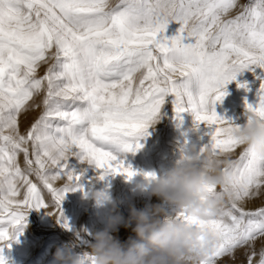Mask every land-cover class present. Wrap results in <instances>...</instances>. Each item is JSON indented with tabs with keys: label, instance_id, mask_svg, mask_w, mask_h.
<instances>
[{
	"label": "snow or ice",
	"instance_id": "snow-or-ice-1",
	"mask_svg": "<svg viewBox=\"0 0 264 264\" xmlns=\"http://www.w3.org/2000/svg\"><path fill=\"white\" fill-rule=\"evenodd\" d=\"M170 21L180 28L169 37ZM181 52L196 55L198 65L177 63ZM253 67L264 69V0H0V245L21 234L29 210L49 207L44 190L58 210L57 222L71 230L61 204L68 191H84L89 167L96 180L136 176L125 154L142 147L140 138L169 98L175 118L192 114V131L210 129L198 156L210 149L230 158L239 150L223 169L224 187L206 188V199L229 193L219 215L200 218L176 209L175 218L215 234L218 244L207 264L264 237V206H243L264 189V159L236 135L242 126L214 108L227 85ZM237 86L247 90L246 82ZM258 97L255 104L245 102V112L264 119V81ZM41 105L22 133L21 114ZM73 157L79 171L69 167ZM143 175L149 182L156 178ZM258 255L256 264H264V250ZM78 256L81 264H95L87 251Z\"/></svg>",
	"mask_w": 264,
	"mask_h": 264
},
{
	"label": "rangeland",
	"instance_id": "rangeland-1",
	"mask_svg": "<svg viewBox=\"0 0 264 264\" xmlns=\"http://www.w3.org/2000/svg\"><path fill=\"white\" fill-rule=\"evenodd\" d=\"M116 2L117 0H112L113 4ZM251 2L252 0H239L240 4ZM237 12L238 9L231 12L229 18L234 17ZM179 28V22L170 21L165 34L169 37L173 36ZM43 74L42 67L39 75ZM262 81H264V69L258 67L245 69L238 74L236 80L227 85V95L214 105L217 115L240 126L246 124L245 102L247 101L248 104L258 102V91ZM238 82H246L247 90L238 87ZM41 100L42 95L36 98L37 103ZM42 111L41 105L40 108L22 113L19 117L20 131L25 133ZM193 119L189 112L181 113L180 119L175 118L170 98L167 99L161 108L159 118L148 127V134L140 138L139 143L142 147L135 153L125 154V163L130 164L138 173L131 180L123 175L96 180V172L89 167L82 180L84 191H68L61 204L63 218L68 221L71 230L65 229L61 223L57 222L58 210L51 195L44 190L43 195L49 207L29 210L26 225L21 234L16 239L9 240L7 245H0V258L3 264H54L56 249L77 241V234L81 237V241H77L78 244L73 248L74 254L79 255L82 251L89 252L88 245L92 234L106 226L111 209L110 202L117 204V211L125 218L129 215L130 206L142 209L161 203L159 198L150 195L143 173H155L159 176L180 158L182 148L186 150L187 147L195 144L199 150L208 143L210 137L207 133L210 129L201 125L198 130L192 131ZM238 156L239 150L230 158L236 160ZM18 159L20 166L25 168L23 155L21 154ZM68 164L70 168L80 170L81 165L76 158H70ZM31 179L36 182L34 175ZM64 183V180L58 181L56 186L62 187ZM92 192H102L108 200L100 204L92 198ZM243 206L246 210H256L264 206V189H261L257 196L252 197ZM168 210L174 214L176 209L171 207ZM49 212L54 214L49 215ZM113 235L121 241H126L130 236L135 238L131 230L123 226H120L119 231ZM262 250H264V237H259L251 245L237 248L233 255L223 256L218 264H248V258L253 251L257 253L253 259V264H256L259 260L258 254Z\"/></svg>",
	"mask_w": 264,
	"mask_h": 264
},
{
	"label": "clouds",
	"instance_id": "clouds-1",
	"mask_svg": "<svg viewBox=\"0 0 264 264\" xmlns=\"http://www.w3.org/2000/svg\"><path fill=\"white\" fill-rule=\"evenodd\" d=\"M174 59L192 66L199 63V58L190 52L178 53ZM244 115L250 117L251 122L244 124L236 135L264 159V119L247 112ZM198 151L195 144L187 147L171 168L150 182L145 181L150 195L159 198L161 203L142 209L130 206L125 218L117 211V204L110 202L106 226L92 234L88 245L95 264H207L218 244L215 234L183 223L168 210L174 207L205 218L219 215L225 206L229 193L218 191L206 199V188L224 187L223 169L230 166L231 160L227 156H214L210 149L203 156H198ZM91 196L100 204L108 200L102 192H92ZM120 226L130 229L135 238L130 236L121 241L114 236ZM76 244L78 242L73 241L58 247L54 264H81L79 256L73 252Z\"/></svg>",
	"mask_w": 264,
	"mask_h": 264
}]
</instances>
